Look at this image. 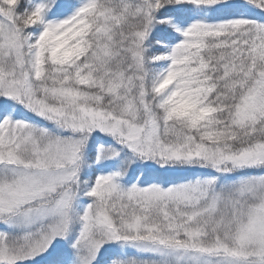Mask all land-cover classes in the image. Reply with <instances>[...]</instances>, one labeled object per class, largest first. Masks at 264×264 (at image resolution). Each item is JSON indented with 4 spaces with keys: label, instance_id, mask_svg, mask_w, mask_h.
<instances>
[{
    "label": "snow or ice",
    "instance_id": "6c2138e0",
    "mask_svg": "<svg viewBox=\"0 0 264 264\" xmlns=\"http://www.w3.org/2000/svg\"><path fill=\"white\" fill-rule=\"evenodd\" d=\"M0 264H264V0H0Z\"/></svg>",
    "mask_w": 264,
    "mask_h": 264
}]
</instances>
